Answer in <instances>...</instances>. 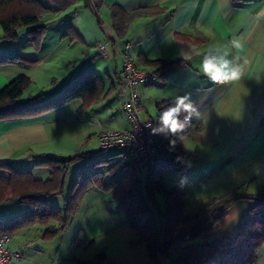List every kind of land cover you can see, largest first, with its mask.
<instances>
[{"label": "crops", "instance_id": "obj_1", "mask_svg": "<svg viewBox=\"0 0 264 264\" xmlns=\"http://www.w3.org/2000/svg\"><path fill=\"white\" fill-rule=\"evenodd\" d=\"M39 1L50 11L39 19L46 29L38 48L29 40L31 26L20 28L15 41L5 40L0 28V53L33 61L0 64V89L25 74L31 84L24 93L43 79L46 100L82 69H91L103 89L90 106L76 98L37 115L0 119V162H10L45 180L49 170L34 166V157L96 151L98 131L128 127L116 84L121 72L120 50L130 42L139 68L154 70L145 60L178 61L162 79L136 85L145 114L156 120L159 103L174 104L182 96L190 98L199 114L191 117V131L183 138L188 152L183 170L163 176V186L182 191L186 216L233 191L244 195L230 207L224 224L211 236L235 237L254 203L248 197L264 191V17L257 16L264 10V0ZM113 6L126 14L120 17H130L120 20V33L114 27ZM66 27L69 29L63 35ZM234 39L239 48L232 45ZM100 42L105 43L106 54L101 53ZM215 48H227L230 59L245 65L242 80L218 85L200 72L204 55ZM185 54H191V59L185 60ZM51 67L61 69L60 76ZM124 161L116 156V162ZM122 172L119 165L117 173ZM0 176L6 177L8 172L0 170ZM145 177L143 168L141 180ZM74 178L67 184L66 176L64 194ZM159 196L163 198L161 192H155L156 208L162 212L164 204L158 203ZM260 197L264 201V195ZM105 198L114 200L113 208L100 207ZM51 200L62 210L63 197L53 196ZM20 208L19 213L28 210ZM2 213L3 209L0 218L10 215ZM49 225L57 226V222L52 220ZM45 228L35 223L9 237V248L21 254L12 264H71L74 258L87 260L102 251L112 264H155L145 243H134L138 235L119 210L112 191L92 186L64 231L45 239ZM261 261L264 243L254 264ZM160 264L169 263L161 257Z\"/></svg>", "mask_w": 264, "mask_h": 264}, {"label": "trees", "instance_id": "obj_2", "mask_svg": "<svg viewBox=\"0 0 264 264\" xmlns=\"http://www.w3.org/2000/svg\"><path fill=\"white\" fill-rule=\"evenodd\" d=\"M49 11L39 0H0V28L4 39L15 41L20 28L31 26L28 30L29 40L38 48L46 29L45 25L39 24V19ZM111 13L114 27L120 33V20L127 21L130 17H120L126 14L115 6L111 8ZM68 29L65 28L63 35L67 34ZM24 62L33 63L17 55L0 53V64ZM144 62L153 67V72L161 79L170 67L178 63L163 59ZM30 84L29 77L19 74L0 89V119L37 115L76 98L82 100L84 106H90L103 89L102 81L91 69L80 70L58 96L46 102V92L21 99ZM172 105L167 102L157 105L156 127L160 113ZM184 115L181 116L182 120ZM190 131L189 120L180 136L157 134L164 158L158 171L146 175L144 181L135 176L131 161L116 162V156L120 155L116 150L98 148L68 157L36 156L34 166L49 170L45 180L34 178L31 172L10 162H0V170L8 172V176H0V205L15 199L28 209L26 213L0 218V234L10 237L24 227L39 223L46 225L42 237L51 238L66 229L85 194L95 186L103 192H113L119 210L125 213L131 228L138 235L134 243L144 242L155 264H160L161 257L169 264H254L257 252L264 243V201L260 197L264 191L248 197L254 203L249 209L248 219L240 226L235 237L211 238L224 224L230 207L245 196L233 191L204 203L195 214L186 216L182 191L177 187L166 189L162 184L164 173L183 170L188 153L183 138ZM73 165L78 167V172L68 193L64 194L65 179ZM119 165L122 173H117ZM87 170L89 173H86ZM107 175L110 179H107ZM155 192H161L164 196L162 212L154 208ZM53 196L63 197L62 210L52 202ZM52 220L57 222V226L49 225ZM78 239L79 236L75 241ZM71 264L112 263L102 251L91 259L74 258Z\"/></svg>", "mask_w": 264, "mask_h": 264}, {"label": "built area", "instance_id": "obj_3", "mask_svg": "<svg viewBox=\"0 0 264 264\" xmlns=\"http://www.w3.org/2000/svg\"><path fill=\"white\" fill-rule=\"evenodd\" d=\"M101 53L106 54V45L99 43ZM132 44L125 42L120 50L121 72L116 84L118 94L123 98V110L128 120V127L121 129H104L96 133L99 149L116 150L120 156L131 161L135 176L141 179L142 169L146 175L158 171L164 158L157 134L155 119L145 114L140 103L136 85L156 80V74L149 69L136 66L132 53ZM9 236L0 234V264H12L20 258L18 251L8 246Z\"/></svg>", "mask_w": 264, "mask_h": 264}, {"label": "clouds", "instance_id": "obj_4", "mask_svg": "<svg viewBox=\"0 0 264 264\" xmlns=\"http://www.w3.org/2000/svg\"><path fill=\"white\" fill-rule=\"evenodd\" d=\"M257 16L258 18L264 17V10L258 13ZM231 43L234 47H240L239 42L235 39ZM192 51L195 53V49ZM184 59L190 60L191 54H185ZM200 72L214 84L223 85L242 80L245 73V65L239 63L236 58L230 59L227 48H215L204 55L200 65ZM182 115H184L183 120L181 119ZM193 115L198 116L199 114L190 98L188 96L177 97L172 106L165 108L160 113L158 125L152 131L154 134L180 136ZM258 264H264V261L258 262Z\"/></svg>", "mask_w": 264, "mask_h": 264}, {"label": "rangeland", "instance_id": "obj_5", "mask_svg": "<svg viewBox=\"0 0 264 264\" xmlns=\"http://www.w3.org/2000/svg\"><path fill=\"white\" fill-rule=\"evenodd\" d=\"M50 70H55L56 73H54V74H56L57 76H60V74L62 72L61 69H59V68H53V67H51ZM43 86H45V80L39 79V81L38 82H35V84L30 88V90H28L27 92H25L23 94V96H22L23 100L27 99L29 97V95L34 96V95L38 94L39 92H42V90H45V89H43ZM63 90H64V87H62V85H61L60 89L56 93H54V95L53 94L52 95H49V97L46 100H50V99L55 98ZM43 92H45V91H43ZM46 100L44 102H46ZM41 102H43V101H41ZM103 153H106L107 154L108 152L107 151H104ZM77 172H78V167H76L75 165H73L70 168V170H69V172L67 174V184H68V181L69 180H71L72 178L75 177V175L77 174ZM168 173H175V172H168ZM168 173H164L163 176H165ZM58 200H60L59 197L57 198V200L55 202H57ZM157 201H158V203L160 202L161 204L162 203L164 204L165 203L164 196H163V198H162V196H159L158 199H157ZM101 202L104 204V205H101L100 206L101 208H103V207L113 208L114 207V200H112L111 198H105ZM154 208H156V207H154ZM1 209H3V213L2 214H5V215L6 214H10V215L22 214V213H19V212H22V209L20 208V204L15 199H11V200H9V202H7V204H4L3 206H0V210ZM101 212H102V209L99 210V213H101ZM75 234H76V232H75ZM98 240L100 242V238L99 237H98ZM97 248H98V246H97Z\"/></svg>", "mask_w": 264, "mask_h": 264}]
</instances>
